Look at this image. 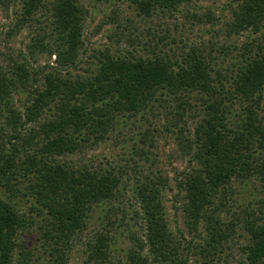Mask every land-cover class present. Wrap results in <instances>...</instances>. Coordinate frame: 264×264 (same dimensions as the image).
<instances>
[{
  "label": "trees",
  "instance_id": "obj_1",
  "mask_svg": "<svg viewBox=\"0 0 264 264\" xmlns=\"http://www.w3.org/2000/svg\"><path fill=\"white\" fill-rule=\"evenodd\" d=\"M132 1L151 15L193 0ZM11 2L0 0V6ZM18 5L8 34L26 27L31 34L25 49L0 64V264H29L32 252L23 236L33 232L48 264H68L74 240L93 219L100 226L87 241V262L110 264L115 209L127 190L140 232H130L123 264H188L197 248L200 264H218L217 250L237 228L246 236L239 262L264 264V0H230L229 31L248 35L224 67L195 52L177 63L105 50L82 73H73L83 47L81 0ZM40 55L46 60L34 66ZM161 109L171 116L166 129L188 155L176 189L185 225L201 233L202 244L170 227L162 199L169 178L139 169L134 158L146 151L138 143L124 166L67 158ZM132 161L134 182L126 189ZM23 183L28 212L16 195ZM238 187L255 189L262 198L238 202Z\"/></svg>",
  "mask_w": 264,
  "mask_h": 264
},
{
  "label": "rangeland",
  "instance_id": "obj_2",
  "mask_svg": "<svg viewBox=\"0 0 264 264\" xmlns=\"http://www.w3.org/2000/svg\"><path fill=\"white\" fill-rule=\"evenodd\" d=\"M18 2L19 0H12L8 8L0 6V64L3 66L8 63V56L16 55L17 51L25 49L30 39L31 30L28 27L11 36L8 34L15 21L14 11L19 8ZM81 3L86 9L83 47L81 62L73 73L86 72L92 63H95L94 56L105 50L113 54L129 56H167L177 63H181L189 54L195 52L224 67L241 51L248 35L229 31L227 24L232 19L230 0H193L179 5L176 9L157 10L151 15L141 13L132 0L102 2L81 0ZM45 60L44 55L37 56L34 66L43 64ZM24 97L21 96L17 105L22 103ZM160 111L156 117H149L147 121L136 120L137 127L130 129L125 127L120 133L110 134V137L93 149L67 158L79 163L124 166L126 159H131L132 144L138 143V146L146 151L145 156L136 155L134 158L140 165L139 169L161 172L169 178V187L163 192L162 199L170 227L173 231L177 229L183 231L187 239L202 244V237L198 235L200 232L191 233L185 225L183 202L176 189V177L186 168L188 155L181 150L176 133L166 129V122L171 116L164 109ZM191 121H189L190 126ZM2 123L4 121H0V124ZM145 133L146 135H143ZM141 138H144V143L141 142ZM129 167L124 178L126 189L132 186L135 177L133 161ZM23 185L25 183L19 185L20 192H16V195L18 205L28 212L29 201H26V197L22 195L25 189ZM260 198L262 194L250 188L247 192H243V189L239 190L237 200L238 202L252 200L256 204ZM131 200V192L127 190L121 197V208L115 209L117 225L115 224L112 232L114 241L111 245L110 264L124 263L125 253L130 245L128 238L130 232H140L133 218ZM99 226L93 219L81 237L74 240L69 251L68 264H91L87 262V241L93 238ZM33 227L36 225L31 228ZM36 236V232L26 233L23 236V241L28 244L27 249L32 252L29 264H48V256L38 246ZM245 241L243 230L237 228L227 244H223L222 249L217 250L214 260H218V264H241L240 248ZM202 258L198 248L193 249L188 264H200Z\"/></svg>",
  "mask_w": 264,
  "mask_h": 264
}]
</instances>
